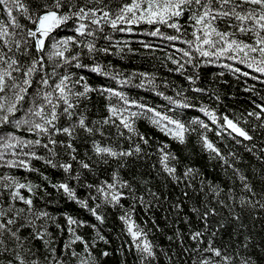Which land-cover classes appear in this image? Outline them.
<instances>
[{"label": "snow or ice", "instance_id": "obj_1", "mask_svg": "<svg viewBox=\"0 0 264 264\" xmlns=\"http://www.w3.org/2000/svg\"><path fill=\"white\" fill-rule=\"evenodd\" d=\"M117 256L264 264V0H0V264Z\"/></svg>", "mask_w": 264, "mask_h": 264}, {"label": "trees", "instance_id": "obj_2", "mask_svg": "<svg viewBox=\"0 0 264 264\" xmlns=\"http://www.w3.org/2000/svg\"><path fill=\"white\" fill-rule=\"evenodd\" d=\"M123 38L130 40L133 47H139V41L140 40H147L153 44H162L165 49H167V47H168L167 44L164 41L160 40V38H158V37H147V36H143L139 33L123 34ZM159 54L160 53H158V55ZM109 59L112 60L113 63L118 65L122 71H125V72L131 71L133 68H136V67H141V68L150 67V65L143 62L140 59V57L136 56V55L131 56V58L126 57L123 60L119 59V57H116V56H110ZM204 68H205V70L209 76L213 72L220 70L218 68V66H215V65L204 66ZM86 75H88L89 80L93 83H98L102 79V78L97 77V76L90 74V73H86ZM159 75L161 77H165L169 80H176L177 82H179V79H180L178 77V74H175V73L169 74L167 68H164V67H161L159 69ZM222 91H228L230 93H235V99H232V97L229 96L224 101L225 104H227L233 108L240 109V108L244 107L246 105L248 98H249L248 94L246 92H244L242 89H238L237 86L234 84V82H231V86L227 89H222ZM132 94L138 95L140 98L148 101L150 104H156L159 106H163L165 103H167L166 101L163 100L162 97L155 96V94L147 88H145V89H134ZM168 94H171V92H168ZM221 110H223V109H221ZM196 114L201 115V117L203 118L202 114H199V113H196ZM149 127L150 126L146 122H142V130H146ZM209 136H210V138H214L213 133H209ZM205 160H206L205 157H197L196 163L203 166V164L205 163ZM37 166L40 167L41 165L39 163H37ZM47 171H48V174L50 176H53L54 178H55V176L59 175L58 173H55L54 170H47ZM61 207L63 208L65 206L61 205ZM66 210L72 212L73 214H75L77 211L76 206L74 204L68 205ZM81 215L86 216L87 213L82 212ZM162 215H163L162 212L157 213L158 218L161 217ZM109 223H110V225L114 224L116 226V229L119 228V222L116 221L114 217L109 221ZM157 239L159 240V242L161 244H164L165 246H167V241L164 240V238L162 236H158ZM116 243H117L116 241L113 242V247H115ZM118 261H119L118 256L115 258V260H113L112 258H109L108 264H118Z\"/></svg>", "mask_w": 264, "mask_h": 264}]
</instances>
